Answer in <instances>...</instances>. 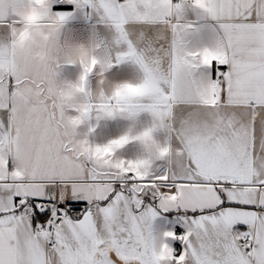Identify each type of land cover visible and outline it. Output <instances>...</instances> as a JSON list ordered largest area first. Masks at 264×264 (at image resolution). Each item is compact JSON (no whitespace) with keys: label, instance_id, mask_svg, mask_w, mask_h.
<instances>
[{"label":"snow or ice","instance_id":"obj_1","mask_svg":"<svg viewBox=\"0 0 264 264\" xmlns=\"http://www.w3.org/2000/svg\"><path fill=\"white\" fill-rule=\"evenodd\" d=\"M0 264H264V0H0Z\"/></svg>","mask_w":264,"mask_h":264},{"label":"crops","instance_id":"obj_2","mask_svg":"<svg viewBox=\"0 0 264 264\" xmlns=\"http://www.w3.org/2000/svg\"><path fill=\"white\" fill-rule=\"evenodd\" d=\"M65 31L73 38L83 42L89 35L90 24L83 18H76L69 22ZM80 72L81 69L79 66H71L66 67L62 75L64 78L74 82L78 79ZM109 75L117 80L131 79L136 75V69L130 64L119 65L112 69ZM90 79L93 84H95V75L90 77ZM126 126L127 122L121 119L102 120L100 121L99 127L96 128V132L93 134L92 138H94L97 143H106L108 140L122 135L126 131Z\"/></svg>","mask_w":264,"mask_h":264}]
</instances>
